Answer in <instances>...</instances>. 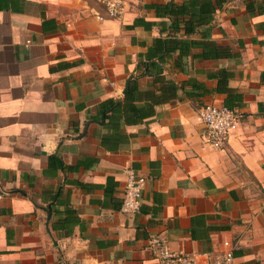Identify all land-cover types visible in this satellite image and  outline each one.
Segmentation results:
<instances>
[{
	"label": "crops",
	"instance_id": "crops-1",
	"mask_svg": "<svg viewBox=\"0 0 264 264\" xmlns=\"http://www.w3.org/2000/svg\"><path fill=\"white\" fill-rule=\"evenodd\" d=\"M123 3L0 0V264H154L150 235L264 264V0ZM206 104L238 115L220 150Z\"/></svg>",
	"mask_w": 264,
	"mask_h": 264
},
{
	"label": "built area",
	"instance_id": "built-area-1",
	"mask_svg": "<svg viewBox=\"0 0 264 264\" xmlns=\"http://www.w3.org/2000/svg\"><path fill=\"white\" fill-rule=\"evenodd\" d=\"M101 3L107 18L118 19L122 16L124 12L123 0H101ZM197 114L203 127L200 135L203 141L214 150L223 148L227 137L237 126L238 115L224 106L208 104L202 105L197 110ZM123 173L125 179L121 191L119 211L122 214L132 215L139 210L144 178L135 174L131 169H125ZM146 248L154 264H198V256L174 254L167 248L165 242L156 235L148 236ZM233 249V244L223 241L219 251L201 256L210 258L207 264H232Z\"/></svg>",
	"mask_w": 264,
	"mask_h": 264
},
{
	"label": "trees",
	"instance_id": "trees-1",
	"mask_svg": "<svg viewBox=\"0 0 264 264\" xmlns=\"http://www.w3.org/2000/svg\"><path fill=\"white\" fill-rule=\"evenodd\" d=\"M253 1H256V0H246L247 4L252 3ZM245 7H246L247 10H250V7L248 5H246ZM199 14H203L204 15L205 14V11H200ZM203 22H204V20L200 19V23H203ZM226 108L227 109H230L228 107H226Z\"/></svg>",
	"mask_w": 264,
	"mask_h": 264
}]
</instances>
